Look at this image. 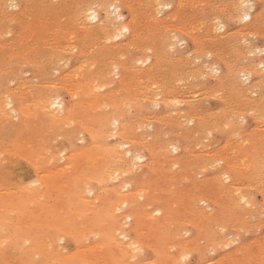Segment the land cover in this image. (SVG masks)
<instances>
[{
  "label": "bare ground",
  "instance_id": "bare-ground-1",
  "mask_svg": "<svg viewBox=\"0 0 264 264\" xmlns=\"http://www.w3.org/2000/svg\"><path fill=\"white\" fill-rule=\"evenodd\" d=\"M12 1L19 5L17 11L11 9L14 13L10 14L5 11V7ZM204 1L200 3L204 4ZM166 2L168 1L162 3L165 5ZM113 3L128 11L126 19L115 22L119 24V29L114 26L115 23L99 17V8L96 11L91 7ZM183 3L184 0H177L163 14L160 10L156 12L159 0H50L47 4H38L35 0H0V139L10 135L9 147L1 146L3 142L0 144V183L2 180L6 181L10 173L2 169L5 158L2 160L1 154H19L18 157H24L25 161L33 158L36 161L37 154H42L41 157H45L49 163L53 158L57 159L58 154L63 151L58 148V152L55 149L60 143L58 141L66 140L72 144L84 133L89 138L85 147L70 151V156L74 158L70 159L76 162L75 165L69 159L65 166L60 164L61 167L52 168L47 165L36 169L37 161L35 163L33 159L35 166H32L35 167L33 169L38 177L37 181L27 183L25 178L24 184L13 185V190L18 188L14 192L19 193L12 194L11 198L4 189L9 184L1 188L8 197L0 192V264H179L189 260L188 256L194 250L202 253V249L203 252H208L222 247L227 240L225 226L230 225L232 228L233 225L237 229L241 226L242 229L247 224L250 213L259 209L260 200L255 203L252 190L256 189L264 198V129H260L261 132L248 127L250 130L242 129L238 121L240 116L247 113L254 119L264 114V59H258L257 62L249 60L250 51L247 57V49L243 47L246 45L238 44L237 40V35L240 36L244 28L252 26L256 21V13L251 12V7L248 11L250 19L244 21V26L241 24V28L238 25L239 29H234L235 31L227 30L230 32H225L222 37L214 35L215 32L212 34L211 31L218 28L223 31V25L219 22L223 16L220 18L218 15L219 20L211 23L197 19L204 31L203 34L200 33L201 36H196V30L191 26L192 21L197 14L205 12L203 9L196 13L194 11L193 14L186 12ZM240 3L241 0H232L229 6L226 7L228 4H225L224 16L228 20L237 21L233 18H239ZM185 4L188 7V3ZM212 6L210 4L212 11L217 14L222 12V9L216 11V7ZM93 10L96 12L95 20L89 19V13ZM159 11L162 12L161 18ZM153 12L158 13L159 17L153 15ZM120 15L124 17L121 12ZM91 21L96 22L91 24ZM124 27L129 29L128 37L119 43H110L117 31ZM261 29L260 31L263 30ZM179 37L192 40L193 48L198 53L211 48L212 51L207 52H211L224 65V70L217 76L215 83L208 84L207 87L212 96L220 98L221 107L216 106L218 109L214 112L211 109H200L201 101L195 99L200 95L194 97L196 92L192 97V89L196 87L193 79L198 70L189 69V63L193 60L189 54L195 50L187 53L186 59L179 56L172 58V54L168 56V48L171 50L174 39ZM256 37L251 38L255 40ZM181 39L178 42H182ZM240 41L241 39L239 43ZM252 42L250 43L254 45V41ZM175 44L178 47V43ZM182 45L184 47L185 44ZM257 47L256 50L259 48ZM185 50L184 48L183 52ZM262 50L259 48V52ZM245 56L248 60L243 63L241 61ZM69 57L74 59V63L65 68V60L70 61ZM216 63L217 66L218 62ZM23 66L31 68L35 78L50 77L54 68L58 71L57 66L59 71L54 82L32 85L28 90L24 87L22 90H25L28 98L21 99L19 95L22 94L19 92L17 95V90L6 89L5 83ZM202 68L204 69L203 66ZM214 70L216 71L215 68ZM241 74L250 78L249 85L245 84L246 87L239 84L237 76ZM212 75L211 78L214 76ZM18 88L19 86L16 89ZM255 89L259 90V98H249L248 93L251 90L255 92ZM63 90L70 97L67 104L61 98L60 92ZM159 105L166 110L174 109L173 117L167 115L168 110V113L165 111L166 113H155L153 116L147 113ZM245 118L247 117H244L243 122L247 124ZM188 122L191 126L187 127ZM225 124L229 127L225 128ZM146 125L153 127L145 134L141 128ZM214 132L223 134L224 143L222 140V145L214 149L202 146L211 143L206 141L207 138H212L209 133ZM110 137H116L113 139L116 141L110 143ZM205 139L206 143L201 144ZM198 145L200 149L197 148ZM177 147L179 153L171 154V150L174 152ZM260 148L263 150L259 151ZM141 151L146 154L144 163L141 159L145 156L140 154ZM67 154L65 157H69ZM39 162L42 163L38 159ZM139 162L141 165L137 169ZM7 165L8 163L4 166ZM17 167L19 165L15 168ZM15 168L12 172H15ZM214 169L215 176L210 180L202 179L200 184L193 183L190 189L180 186L177 188L181 181L190 180L196 173L202 175V172ZM24 170H20L18 174L27 177L28 171ZM16 177L15 179L18 178ZM53 192L56 193L55 198L53 197V201L49 198V201L47 197H51ZM88 192L92 193L93 197L89 195L91 200L86 198ZM43 195L47 196L41 198L43 201L46 199V203L39 202ZM38 196L40 197L37 201ZM209 207L210 211H207ZM2 208L5 210L4 215L13 213L14 217L10 218L9 214L4 217ZM253 222L257 226V222ZM186 223L193 227L194 232L184 238ZM246 229L244 231H249ZM130 234H133V238L129 236L130 239L123 242L124 237ZM62 236L77 238L73 243H76V247L69 253L59 246L63 242L60 239H66ZM233 237L231 234V240ZM133 244L138 245L141 251L132 249L130 246ZM257 245H261L260 248ZM263 245L264 239L256 244L255 252L260 254L264 250ZM149 247L156 255L155 259L150 257L151 260H146L147 254L142 255L143 249ZM246 247L244 244L240 246L239 242L235 249V254L239 256L232 259L233 264L246 263L242 257ZM233 251L234 248L231 252ZM246 253L248 254L247 251ZM230 257L228 254L217 262L224 264ZM258 258L257 256L255 263L260 262ZM210 259L205 262L208 263ZM213 259L216 258H212V263ZM251 259L254 257L250 256L249 260Z\"/></svg>",
  "mask_w": 264,
  "mask_h": 264
},
{
  "label": "rangeland",
  "instance_id": "rangeland-1",
  "mask_svg": "<svg viewBox=\"0 0 264 264\" xmlns=\"http://www.w3.org/2000/svg\"><path fill=\"white\" fill-rule=\"evenodd\" d=\"M38 4H39V2H42V4H47L50 0H35ZM39 1V2H38ZM165 1H168V2H166V4L168 3V5H170L171 7H169V8H165V7H161V9H159L160 8V4H162V5H164V3H165ZM172 1H173V3H172ZM187 2H185V0H184V9H186L185 11L186 12H193L194 13V11H195V13L196 12H198L200 9H203L204 10V12L205 13H199V14H197V16H196V18L194 19V21H192V25L191 26H193L194 27V30H196V32H195V34H196V36H201V34H203V29L201 28L202 26L199 24V22H198V20L200 21V22H202V21H205L206 20V22H212L213 20L214 21H218L219 19H217L218 18V15H219V17L221 18L222 16V18L220 19V23L223 25V31L220 29V28H218V29H215L214 31L212 30L211 31V33L212 34H214V32H215V34L214 35H217L218 37H222V35H225L227 32H230V31H235L234 29H239V28H237L238 27V25L240 26L241 24H242V27L244 26L243 25V23H245L244 21H241V19L240 18H233V19H236L237 21H233L232 19H230V20H228V18L226 17V16H224V15H226V12H225V9H226V7L227 6H229V4L232 2V0H205V1H207L206 3H205V1L204 0H202V2L204 1V4H201L202 2L200 1V0H191V1H189L190 2V4H193V5H190L189 4V2H188V0H186ZM195 1H198L197 3H195ZM210 1V2H209ZM214 1V2H213ZM219 1H220V3H219ZM231 1V2H230ZM236 0H233V2H235ZM248 1H250V0H248ZM159 2H160V4L158 5V6H156V12H158V10H160V11H163V14L165 13V12H167V11H169L174 5H175V3L177 2V0H162V2H164V3H162L161 2V0H159ZM194 2V3H193ZM201 2V3H200ZM213 2V3H212ZM11 3H12V7H11ZM16 3H18V2H14V1H12V2H8V5L5 7V11L6 12H8V13H14L15 11H17V9H18V5L19 4H16ZM185 3H188L187 4V6L188 7H186V4ZM200 3V4H199ZM209 3V4H208ZM248 3H250L251 5H252V8L253 9H251V12H255L256 13V16L257 17H255V22H253V24H252V26L251 25H249V26H247L246 28H248V29H246V28H244V32L243 33H241L240 34V36H241V38H239L240 36L239 35H237V40H238V44H243V45H246V46H243L244 47V49H247L246 50V56L247 57H251V56H253V58L251 57H249V60H255L256 62L258 61V59H264V32H262V31H264V21H262V20H264V13L262 12V11H264V10H262V9H264V0H252V2H248ZM255 3V4H254ZM263 3V4H262ZM91 4V3H90ZM89 4V5H90ZM165 4V5H166ZM194 4H196V5H194ZM210 4H212L213 6L212 7H216L215 9H216V11H219L220 9H222V12L221 11H219V13L217 14L216 12H214V11H212V9H211V7H210ZM225 4H228V5H226V7H225ZM17 5V6H16ZM198 5V6H197ZM207 5V6H206ZM220 5V6H219ZM10 6V7H9ZM86 6H88V3H87V5ZM85 6V7H86ZM202 6V7H201ZM209 6V7H208ZM219 6V7H218ZM224 6V7H223ZM8 7V8H7ZM16 7V9H13V8H15ZM190 7H192L191 9H190ZM263 7V8H262ZM122 9H121V13H122V15L124 16L123 17V19H126L127 17H128V11H127V9H125L124 7H121ZM199 8V9H198ZM220 8V9H219ZM257 8H258V10H257ZM11 9L12 10H14V12L13 11H11ZM165 9H167V10H164ZM205 9H206V11H205ZM224 9V10H223ZM155 10V9H154ZM153 10V11H154ZM209 10V11H208ZM255 10V11H254ZM262 10V11H261ZM96 11H97V9H96ZM103 9H98V15H99V17L100 18H102V19H106V20H109L111 23H115L116 21L114 20V18L112 19V18H110V16H109V13H107V11H104ZM159 11V12H160ZM208 11V12H207ZM212 11V12H211ZM100 12V13H99ZM109 12H110V9H109ZM214 12V13H213ZM223 12H225V13H223ZM258 12V13H257ZM10 13V14H11ZM126 13V14H125ZM191 13H190V15H191ZM192 13V14H193ZM216 13V14H215ZM104 14V15H103ZM162 12H160V17H159V15H158V13H155L154 14V12H153V15H157L156 17L158 18H161L162 17ZM105 15L107 16V17H105ZM200 15V16H199ZM98 17V18H99ZM105 17V18H104ZM126 17V18H125ZM200 17H201V19H200ZM224 17H225V19H227L228 20V22H227V20L225 21V19H224ZM215 18V19H214ZM257 18V19H256ZM198 19V20H197ZM203 19V20H202ZM210 20V21H209ZM223 20V21H222ZM240 20V21H239ZM96 21H91V24H94ZM227 22V23H226ZM262 22H263V24H262ZM196 23V24H195ZM115 24H117V23H115ZM114 24V25H115ZM197 24H199V25H197ZM234 24V25H233ZM197 25V27H195ZM229 25V26H228ZM253 25H254V28H253ZM255 25H257L256 27H255ZM260 25V26H259ZM263 25V26H262ZM230 27V28H229ZM233 27H236V28H233ZM241 27V26H240ZM241 27V28H242ZM257 27H258V29H257ZM263 27V28H262ZM196 28V29H195ZM201 28V29H200ZM211 28V27H210ZM225 28H227L226 30H225ZM254 30L255 28V30L254 31H256V32H254V34H251V33H253L252 32V29ZM263 30H262V29ZM198 29H200V31L198 30ZM251 29V30H250ZM260 29L262 30V31H260ZM193 30V31H194ZM220 30V33L218 32ZM225 30V31H224ZM227 30H230V31H227ZM250 30V32H248ZM199 31V32H198ZM218 33H217V32ZM246 31V32H245ZM260 31V32H259ZM198 32V33H197ZM226 32V33H225ZM257 32H258V35H257ZM262 32V34H259V33H261ZM201 33V34H200ZM217 33V34H216ZM223 33V34H222ZM250 33V34H249ZM205 34V33H204ZM219 34V35H218ZM256 34V35H255ZM124 35V34H123ZM121 36V37H119V38H121V39H113L110 43H112V44H116V43H119V42H121V41H123V40H125L127 37H128V32L127 33H125V36ZM254 35V36H253ZM263 35V36H262ZM127 36V37H126ZM250 36V37H249ZM257 36V37H256ZM261 36V37H260ZM124 39H123V38ZM245 37V38H244ZM249 37V38H248ZM255 38L256 37V39L255 40H253L252 38ZM183 38H185V41H184V39ZM239 38V39H238ZM243 38V39H242ZM250 39V40H248V39ZM258 38H259V40H258ZM181 39V37H179V38H177L176 40L174 39V41H173V44L175 45H172L173 47H170L171 48V50H169V48H168V50H167V52L169 53L168 54V56H170L171 54V56H172V58H176V57H187V53H189V52H192L193 50H195V48H193L194 47V45H193V42H192V40H190L189 38H187V37H182V39L181 40H183L182 41V43L181 42H178L179 40ZM241 39V41H240V43H239V40ZM187 40V41H186ZM244 40L246 41V42H244ZM118 41V42H117ZM252 41H254V45H252ZM115 42V43H114ZM178 43V47H177V44H175V43ZM187 42V43H186ZM247 42H249V43H247ZM250 42H252V43H250ZM258 42V43H257ZM244 43H247V44H244ZM261 43V44H260ZM182 44H185L184 45V47H183V45ZM179 45H180V47H179ZM186 46H188V47H186ZM250 46V47H249ZM260 48V50H262V51H260L259 52V48ZM175 47V48H174ZM191 47H192V49H191ZM208 47V46H207ZM247 47V48H246ZM252 47V48H251ZM258 48L257 50H258V52L260 53H258L257 52V50L255 49V48ZM179 48H183V50H184V48L186 49L184 52H183V50H181V49H179ZM175 49V51H173ZM180 51H178V50ZM207 49V48H206ZM211 48H208L207 50H209V51H212V50H210ZM249 49H251V50H249ZM252 49H253V52H251L252 51ZM255 49V50H254ZM207 50H204L203 52L205 53V55H204V53L203 52H196V50H195V52L193 51L192 53H194V54H192V53H190L189 54V56H191L190 57V59L191 58H193V60H194V58L196 59V60H190L189 59V57H188V59L191 61V63H189V60H188V63H189V69L190 70H198L197 72H195V76H194V79H193V84L196 86L195 87V89H194V87H193V89H192V97L194 96V97H196V96H199L200 95V97L198 98V97H196L195 99L196 100H200L201 102V104H200V109L202 110V111H206V110H210V111H216V109H218V108H220L221 107V102H220V98L217 96H212V94H211V92H209V91H207V87H208V84L209 85H213L214 83H215V81H216V78H218L219 77V75H221V73H222V71L224 70V65H223V63L222 62H220L219 60H217L216 59V57L210 52V54L211 55H213V56H211L208 52H207ZM187 51V52H186ZM207 53H206V52ZM249 51H250V54H249ZM256 51V52H255ZM171 52H173V53H171ZM179 52V54L177 55L176 53H178ZM263 52V53H262ZM184 55V56H182V54ZM186 55H185V54ZM201 53V54H200ZM254 53H256V54H254ZM174 54L176 55V56H174ZM207 54V55H206ZM248 54H249V56H248ZM254 54V55H253ZM181 55V56H180ZM193 55H194V57H193ZM198 55V56H197ZM202 55V56H201ZM204 55V56H203ZM255 55H257V56H255ZM197 56V57H196ZM200 56V57H199ZM245 56V58L243 59V61H241V62H243L244 63V61H247L248 60V58ZM207 57V58H206ZM211 57H212V59H211ZM199 59V61H197L198 59ZM200 58H202V59H200ZM209 58V59H208ZM69 59H70V61L69 60H65V64H64V66H65V68H67V67H71L72 65H73V63H74V59L73 58H71V57H69ZM186 59V58H185ZM210 61L211 60V62H213V60H214V62L213 63H211V62H209L208 60ZM54 60L56 61L57 60V55H55L54 56ZM202 60L204 61V62H206L205 64H204V62H202ZM207 60V61H206ZM216 61L218 62V65L216 66ZM199 64H198V63ZM212 64L213 66H211L210 64ZM201 63V64H200ZM203 63V64H202ZM211 66H209L208 64ZM246 63V62H245ZM195 64H197V65H195ZM207 64V65H206ZM144 65V64H143ZM206 66V69H205V66ZM194 66V67H193ZM197 66H199L198 67V69H197ZM202 66L204 67V69L202 68ZM24 67V68H23ZM22 68H20V70H18L19 72H21L20 74H19V72L17 71V73L15 74V75H13L12 77L10 76L9 78H8V80H7V82L5 83V88L6 89H8V90H12V91H15V90H17V95H19V92L22 94V95H19L20 96V98L21 99H26V98H28V95L24 92L26 89L28 90L29 89V87L30 86H32V85H42V84H45V82H47V83H50V82H54V80H55V76L58 74V71H59V67L57 66L56 68H58V71H56L55 70V68H54V70H53V72H52V75H50V77H46V78H35L33 75H32V72H31V68H28L27 66H23ZM216 67H218V68H216ZM220 67V68H219ZM221 67H223V68H221ZM27 68L29 69L28 71H27ZM201 68V69H200ZM208 68H209V70H208ZM214 68L216 69V71L214 70ZM26 70V71H24V70ZM213 69V70H212ZM220 69V70H219ZM208 70V71H207ZM219 70V71H218ZM261 70V69H260ZM263 70V69H262ZM24 71V72H23ZM205 71H206V73H205ZM212 71V72H211ZM214 71V72H213ZM215 72L217 73V74H215ZM219 72V73H218ZM262 72V71H261ZM204 73V74H203ZM263 73H264V70H263ZM203 74V75H202ZM214 76H213V75ZM26 75V76H25ZM213 76L212 78L210 77V76ZM208 76V77H207ZM218 76V77H217ZM239 76H241V77H239ZM27 77V78H26ZM196 77V78H195ZM202 77V78H201ZM204 77V78H203ZM209 77H210V79H209ZM245 77H247V76H244L243 77V75L241 74V75H238L237 76V78H238V81H239V84L240 85H243V87H246L247 85H249V83H250V78L249 77H247V78H249V79H245ZM33 78V79H32ZM240 78L244 81V80H246V81H242V80H240ZM244 78V79H243ZM15 81V83L13 82V81ZM40 80V81H39ZM44 80V83L42 82ZM12 81V82H11ZM37 81V82H36ZM205 81V82H204ZM209 81V82H208ZM242 81V82H241ZM9 82H11V83H9ZM204 82V83H203ZM207 82V83H206ZM213 82V83H212ZM241 82V83H240ZM246 82V83H245ZM37 83H39V84H37ZM204 85H203V84ZM22 84V85H21ZM245 84H246V86H245ZM16 85V86H15ZM46 85V84H45ZM204 87H203V86ZM10 86V87H9ZM12 86H13V88H12ZM19 86V88L18 89H16L17 87ZM23 86V88H21ZM206 86V87H205ZM24 87H25V90H22V89H24ZM196 88H197V90H196ZM203 88H205V89H203ZM201 89V90H200ZM18 90H20V91H18ZM194 90V91H193ZM204 90H206V92L204 91ZM198 91V92H197ZM254 90H251L248 94H250V95H248V97L249 98H251V99H254L255 97V99H257V97L258 96H260V94H259V90L258 91H256V89H255V92H253ZM65 92V93H64ZM196 92V93H195ZM251 92H253V93H251ZM61 93V98H62V101L63 102H65L66 104L68 103L67 102V100L69 101V94H67L66 93V91H61L60 92ZM190 93H191V90H190ZM193 93H195V94H193ZM201 93H203L202 95H201ZM210 93V94H209ZM258 93V94H257ZM257 94V95H256ZM24 95H25V97H24ZM189 96H190V94H189ZM202 96V97H201ZM255 96V97H254ZM205 97H206V99H205ZM253 97V98H252ZM203 98H204V100H203ZM207 98H208V100H207ZM219 98V99H218ZM259 98V97H258ZM218 99V100H217ZM17 100H19L18 99V97H17ZM211 100V101H210ZM215 102H214V101ZM213 101V102H212ZM211 103V106L209 105L210 103ZM210 106V107H209ZM218 108H217V107ZM220 106V107H219ZM158 107V108H157ZM159 108H161L160 110H159ZM208 108V109H207ZM155 109V110H154ZM153 110V111H152ZM168 111H169V114H167V115H169V116H172L173 117V112H175L174 111V109H167ZM166 109H164L163 108V106L162 105H159V106H156V107H154V108H152L151 109V112H147V113H149L151 116H153V115H156L155 113H161V112H167L168 113V111H167ZM156 111V112H155ZM172 111V112H171ZM207 111V112H208ZM152 112H154V113H152ZM165 112V113H166ZM170 114H172V115H170ZM174 116H175V114H174ZM248 116H249V118H248ZM243 117H247V118H245V122H247V124H248V126H246L247 124L246 123H244V122H241V124H240V119H238V121H239V125H240V128H242V129H248V128H250L251 130H256L257 132H261L263 129H264V127H262V125H264V120L263 121H260V120H262V119H264V114L263 115H260L259 116V118L257 117V118H255L254 119V117H252V115L250 114V113H247V114H245ZM261 117H263V118H261ZM252 118V119H251ZM257 119H260V120H257ZM249 120V121H248ZM237 121V122H238ZM244 121V120H243ZM256 123H254V122ZM263 122V123H262ZM255 124V125H254ZM259 124V125H258ZM261 124V125H260ZM188 126H191V123L190 122H188L187 123V127ZM151 127H153V126H149L148 127V125H146V126H143L141 129L143 130V132L146 134V133H148L149 131H151L152 129H151ZM248 127V128H247ZM257 127V128H256ZM250 129H248V130H250ZM260 129H261V131H260ZM216 133V134H215ZM1 135V134H0ZM83 135V136H82ZM82 135H79V139H77L76 141H74L72 144L71 143H67V141L66 140H60V141H58V142H60L59 143V145H57L56 147H55V149L57 150L58 148V150L60 151V150H62L63 149V151H64V154H63V151L61 152L62 153V157H61V153L60 154H58V157H57V159H55V158H53L52 159V161L55 163H53L52 161L51 162H47V159H45V157H41V155L42 154H40V156L37 154V158L39 159V160H41V162L43 163L44 161V163L42 164V163H38V159L36 158V161H37V164H38V167H37V164H35L36 163V161H35V159H34V161H35V163H32V160H31V163H29L28 161H30V160H26L25 161V158L23 157V158H21V157H18V155L19 154H1V159L3 158H5L4 160H3V162H2V169L5 171H8V172H10V173H8V176H7V179H6V181L4 180H2L1 181V183H0V192L1 193H5L4 192V190H2L1 188H3V186H7L8 184V189L7 188H4L5 189V191H6V193L7 194H10V195H8L9 196V198H11V196H12V194H14V195H18V191L17 192H14V191H16L15 189L13 190V188L15 187V186H13V185H21V184H24L26 181H24L25 180V178H26V180H28L27 181V183L28 182H30V181H32V182H34V180L35 181H37V179H38V177H36V174L34 173V169L33 168H35L36 167V169L37 168H42V167H44V166H46L47 167V165L49 166V167H54V168H56V166L58 167H61V165L63 166H65V164L67 165V161H69V159L70 158H72V159H74L73 157H71L72 156V154H70V151L72 152V150H78V149H80V148H83V147H85V145L87 144V142H88V140H89V138H88V136L84 133V134H82ZM216 135V136H215ZM212 138L211 139H208L207 138V141H206V139L204 140V141H202L201 142V144H204V143H206V142H208V144L209 145H202V146H209V147H205V148H207V149H214L215 147H217V146H220V145H222V140L224 139V136H223V134H218V132H214V133H211V135H210ZM209 136V137H210ZM218 136V137H217ZM9 137V138H8ZM82 137V138H81ZM88 139H87V138ZM222 137V138H221ZM0 138H1V136H0ZM83 138H85V140L83 139ZM114 138H116V137H110V138H108V141H110L111 140V142L110 143H112V142H114V141H116V139L115 140H113ZM9 139H10V135H8V136H4V138L3 139H0V144H1V146H7V147H9ZM81 139V140H80ZM83 139V140H82ZM87 139V140H86ZM3 140V141H2ZM6 142H5V141ZM59 140V139H58ZM78 140H80V141H78ZM62 141V142H61ZM206 141V142H205ZM210 141V142H209ZM214 141V142H213ZM215 142H216V144H215ZM5 143V144H4ZM63 143V144H62ZM217 143H219V144H217ZM223 143H224V140H223ZM8 144V145H7ZM79 144V145H78ZM201 144H200V146H201ZM66 145V146H65ZM72 145H74V146H72ZM78 145V146H77ZM64 146V147H63ZM70 146H72V147H70ZM199 145L197 146V148L198 147H200ZM171 148V147H170ZM179 147H177L176 149H175V151L174 152H172V150H171V154H178L179 153V149H178ZM69 149V150H68ZM178 149V150H177ZM198 149H200V148H198ZM57 150V151H58ZM67 150V151H66ZM263 149L262 148H260L259 149V151H262ZM58 151V152H59ZM69 151V152H68ZM142 152V153H141ZM140 152V154H143L142 156H145V157H143V159H141V161H143V163L145 162V160H146V154L145 153H143L144 151H141ZM66 153H68L67 155H69V157H65V155H66ZM10 155V156H9ZM12 155H14L13 157H12ZM20 155H22V154H20ZM32 154H30V157L32 158V156H31ZM35 155V154H34ZM55 155V154H54ZM71 155V156H70ZM8 156V157H7ZM24 156V155H23ZM44 156V155H43ZM56 156V155H55ZM60 156V157H59ZM29 157V156H28ZM36 157V156H35ZM49 157V156H48ZM16 158V159H15ZM17 158H21L20 160H18ZM31 158H29V159H31ZM42 158V159H41ZM44 158V159H43ZM58 158H59V160H58ZM62 158H63V160H62ZM65 158H67V159H65ZM24 161H23V160ZM27 159V158H26ZM10 160V161H9ZM17 160V161H16ZM62 162H61V161ZM9 161V162H8ZM18 161H20L21 163L20 164H18ZM56 161H58L57 163H56ZM65 161V162H64ZM70 161H71V163H73L74 165H75V161L73 162L71 159H70ZM140 161V162H141ZM13 162H15L14 164H12ZM138 163L137 164V169H139V165H141V163ZM8 163V165L7 166H4V165H6ZM11 163V164H10ZM30 165H29V164ZM48 163V164H47ZM53 163V164H52ZM36 166H35V165ZM59 164V165H58ZM61 164V165H60ZM19 165V167H17V168H15L16 166H18ZM24 165H25V167H24ZM32 165H34V166H32ZM69 165V164H68ZM24 167L23 169L21 168V167ZM40 166V167H39ZM8 167H10V169H8ZM7 168V169H6ZM14 168H15V172H17V177H18V173H20L21 171L20 170H24V169H26L27 171H28V174H26V176L27 177H29V178H27V177H22V176H20L19 175V177H20V179H19V177L17 178L16 177V175H15V172H12V171H14ZM20 168V169H19ZM32 169V170H31ZM70 169L72 170V167H70ZM11 170V171H10ZM26 170H24V171H26ZM71 170H69V171H71ZM32 171V172H31ZM209 171V170H208ZM12 172V173H11ZM138 172V171H137ZM215 169L214 170H210L209 172H207L206 171V173L205 172H202V175H200L199 173L197 174H195V175H193L192 177H191V179L190 180H185V181H181V183H179V182H177V183H179L178 185H177V183H176V185H177V188L180 186V187H182V188H189L190 189V187L193 185V183H196V184H200V181H202V179H203V181H208V180H210L211 178H213L214 176H215ZM201 173V172H200ZM211 173V174H210ZM205 174V175H204ZM206 175H208V176H206ZM211 175H212V177H211ZM198 176V177H197ZM201 178H200V177ZM13 177H14V180H13ZM15 177L17 178V179H15ZM203 177H205V178H203ZM207 177V178H206ZM200 178V179H199ZM18 179H19V181H18ZM21 179H22V181H21ZM264 179V178H263ZM24 181V182H23ZM16 184H15V183ZM20 182V183H19ZM39 182V181H38ZM182 184V185H181ZM36 185V184H35ZM11 187V189H9L10 187ZM9 191V193H8V191ZM13 190V191H12ZM11 192V193H10ZM16 193V194H15ZM89 193V192H88ZM86 193V198L88 197L89 198V195H91L92 193ZM252 193H253V196H254V199L256 200H254L255 201V203L257 204V202H258V204H259V209L257 210V211H255V212H252V213H250V215H249V218H248V221H247V224H245L244 226H243V228L244 229H246V230H249V231H244V229H243V232L242 233H240V230H242L241 229V226L239 227L240 229H237L238 227H236V226H233V225H231V227L232 228H230V225H227V226H225V232H224V234H225V239H227L226 240V243H228L229 244V240H231L232 238H230L231 237V234L234 236L233 237V239H235L236 241H238V242H236L237 244H229V247L228 248H224L223 247V249H222V247H219V248H217V250L215 249V251H217L216 253H215V251H213V250H211V251H209L208 250V252H203V249L200 251V252H202V253H199V252H196L195 250L188 256V259L189 260H187L186 259V261L188 262H186V261H182V262H184V263H187V264H194L196 261V263L198 264L200 261H202V260H204V262L205 261H208V258L210 259V257H211V259H210V261L208 262V263H203V261L201 262V263H203V264H211L212 263V258H216V259H213V261L215 262H213L214 264H217L218 262V260L220 259V258H222V257H225L226 255H230L231 257H230V260L228 261L227 259L225 260V263L224 264H233V262H232V259L236 256H239L238 254H235V249L239 246V242H240V246L241 245H243L244 244V246H247L244 250H243V253H242V257H243V261L244 262H246L245 264H251L252 262H253V264L257 261L256 260V258H257V256L259 257L258 258V262H259V260H260V262L259 263H255V264H264V250H261V253L260 254H258V253H256L255 251L257 250L256 248V244H259L260 242H262V240L264 239V223H263V220H264V211H263V209H264V198H263V196H262V194H260V192L259 191H256V189L255 190H252ZM258 193V194H257ZM7 194H4V197H8L7 196ZM50 194V193H49ZM55 192H53V193H51V197L49 196V197H47L46 195H43L44 197H40V196H38V197H36V199L38 198L39 199V197H40V199L41 198H48V200H49V198H50V200L52 199V201H53V197L55 196ZM88 194V195H87ZM2 197H3V195H1V199H2ZM91 197H93L92 195H91ZM91 197L89 198L90 200H91ZM262 197V198H261ZM55 198V197H54ZM36 199H34V201L36 202ZM38 199H37V201H38ZM263 201H262V200ZM46 199H44V201H45ZM47 200V201H48ZM49 200V201H50ZM85 200V199H84ZM88 200V199H87ZM44 202L43 201V199H41V200H39V202ZM48 201V202H49ZM51 201V202H52ZM34 203V202H33ZM38 203V202H37ZM45 203H46V201H45ZM78 203H80V201L78 202ZM77 203V204H78ZM36 204V203H35ZM203 205L205 206L206 205V203H203ZM210 208L211 207H209V209H207V211H210ZM3 209V208H2ZM261 209V211L259 212V210ZM4 210V209H3ZM2 211V210H1ZM263 211V213H261ZM257 212H259V213H257ZM3 213H5V210L2 212V214ZM1 214V215H2ZM10 215L9 217L11 218V216L12 217H14V214L13 213H6L5 215L3 214V216L5 217V216H7V215ZM262 214H263V216H262ZM251 215H253L252 216V219H251ZM255 215L256 216H259V217H255ZM260 216H261V218H260ZM255 217V218H254ZM10 218H9V220H10ZM7 219H8V217H7ZM249 219H250V221H249ZM257 219V220H256ZM253 221H256L257 223H256V225L259 227H257V226H255V222H253ZM260 221V222H259ZM253 223V224H252ZM259 223H260V225H259ZM186 225V226H185ZM184 225V229L186 230V231H188L187 233H186V231L185 230H183V233L185 232V235L183 236L184 238H186V236H189V235H191V234H193V232H194V230H193V227H191V225L190 224H188V223H186ZM250 226V227H249ZM254 226H255V228H254ZM187 227H189V229L187 228ZM236 227V229H234ZM251 227H253L252 229H251ZM257 227V228H256ZM193 231H192V230ZM228 229V230H227ZM255 229V231H251V230H254ZM257 229V230H256ZM259 229V230H258ZM192 232H191V231ZM239 230V231H238ZM229 231V232H228ZM231 231V232H230ZM255 234H254V233ZM227 233H228V235H227ZM247 233V234H246ZM260 233H261V235H260ZM229 234H230V236H229ZM245 234V235H244ZM254 235H256V236H254ZM259 235V236H258ZM129 236H130V238L132 237L133 238V234H130V235H128L127 236V241L130 239L129 238ZM238 236V237H237ZM240 236V237H239ZM243 236V238H241ZM252 236V237H251ZM258 236V237H257ZM63 238H66L65 240L63 239L62 240V238L60 239L61 241H63V242H60L59 244V246L61 247V248H63L62 250L64 251V252H68L69 253V251L70 250H73V248H75L76 247V243L75 244H73L74 242H76L75 240L77 239V238H75V237H70V236H62ZM69 237V238H68ZM229 237V238H228ZM129 238V239H128ZM237 238V239H236ZM250 238V239H249ZM69 239H71V240H69ZM73 239V240H72ZM248 239V240H247ZM257 239V240H256ZM259 239V240H258ZM126 240H123V242H125ZM240 240V241H239ZM90 241H91V239H90ZM90 241H88V242H90ZM246 241V242H245ZM253 241V242H252ZM87 242V243H88ZM225 242V241H224ZM242 242V243H241ZM259 242V243H258ZM66 243V244H65ZM71 243V244H70ZM200 244H201V242H199ZM225 243V244H226ZM249 243V244H248ZM254 243H256V244H254ZM252 245V246H249V245ZM67 247L66 249H65V246ZM202 245V244H201ZM231 245V246H230ZM234 245H235V247H234ZM75 246V247H74ZM255 246V247H254ZM257 246H259V248H260V246L261 245H257ZM264 246V245H263ZM71 247V248H70ZM81 248H85V247H81ZM201 248H202V246H201ZM234 248V251L233 252H231L232 251V249ZM174 249V248H173ZM172 249V252L175 250H173ZM205 250H206V248H204ZM231 250V251H229V250ZM67 250V251H66ZM144 251H142V255L144 256V254H147V255H145V259L146 260H151V258L150 257H153V259H155L156 257V255L154 254V252H153V250H152V248H145V249H143ZM150 250V251H149ZM226 250V251H225ZM249 250V251H248ZM146 251V252H145ZM152 251V252H151ZM214 252V254H216V255H214L213 254V252ZM223 251V252H222ZM246 251L248 252V254L246 253ZM71 252V251H70ZM212 254V255H209L210 253ZM230 252V253H229ZM250 252V253H249ZM252 252V253H251ZM254 252V253H253ZM203 253H208L207 255H208V258H207V255L206 254H203ZM234 253V254H233ZM256 253V254H255ZM198 254H201V255H203V256H201V255H198ZM149 255V256H148ZM206 255V256H205ZM232 255H233V257H232ZM147 256V257H146ZM200 256H201V259H198V257L200 258ZM217 256H218V258H217ZM250 256H251V258H253L254 257V259L252 260H249L250 259ZM255 256H256V258H255ZM263 256V257H262ZM142 257V256H141ZM193 258V259H192ZM205 258V259H204ZM229 259V258H228ZM256 260V261H255ZM229 263H228V262ZM182 262L181 263H179V264H182ZM211 262V263H210ZM227 262V263H226ZM111 262H107L106 264H110ZM200 263V264H201ZM212 263V264H213ZM111 264H114V263H111ZM219 264V263H218Z\"/></svg>",
  "mask_w": 264,
  "mask_h": 264
},
{
  "label": "snow or ice",
  "instance_id": "snow-or-ice-1",
  "mask_svg": "<svg viewBox=\"0 0 264 264\" xmlns=\"http://www.w3.org/2000/svg\"><path fill=\"white\" fill-rule=\"evenodd\" d=\"M91 7H92V9L101 8V9H104L105 11H108L110 9V12H109L110 18H114V20L117 21V22H122L123 21V17L120 15L121 8L116 3H113L111 5H99V4H97V5H92ZM161 7H170V5H161ZM251 7H252V5L250 3H245L244 0H241L240 5L238 6L239 18L241 20L247 21V20L250 19L249 15H248V11H249V9ZM89 19H92V20L96 19V12L94 10L89 13ZM114 26L119 29V24L118 23L115 24ZM128 31H129V29L127 27H124L123 29L118 30L117 33H116V36L113 37V38L114 39H119V37L121 35L127 33ZM245 79H247V77H245ZM55 106L56 105H53V107H55ZM9 107H11V105H9ZM239 119H240L241 122H243L244 117L240 116ZM224 127L228 128L229 125L225 124ZM209 135H211V133H209ZM29 163H31V161H29ZM117 211H119V209H117ZM129 219H131V217H129ZM241 231H243V229ZM124 239L126 240L127 237H124ZM235 242H236V240L233 239V240L229 241V244H232V243H235ZM229 244H223L221 246L224 247V248H228ZM130 247L132 249H134L135 251H141V249L139 248L138 245L133 244ZM133 259H135V257H133Z\"/></svg>",
  "mask_w": 264,
  "mask_h": 264
}]
</instances>
